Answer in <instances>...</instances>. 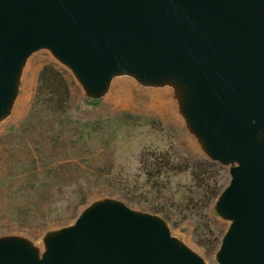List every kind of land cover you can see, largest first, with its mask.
Returning a JSON list of instances; mask_svg holds the SVG:
<instances>
[{"label": "water", "instance_id": "obj_1", "mask_svg": "<svg viewBox=\"0 0 264 264\" xmlns=\"http://www.w3.org/2000/svg\"><path fill=\"white\" fill-rule=\"evenodd\" d=\"M49 48L85 88L120 72L176 79L214 161L236 163L218 199L219 264H264V0H0V119L21 67ZM0 264H206L156 216L103 203L49 243L0 242Z\"/></svg>", "mask_w": 264, "mask_h": 264}, {"label": "rangeland", "instance_id": "obj_2", "mask_svg": "<svg viewBox=\"0 0 264 264\" xmlns=\"http://www.w3.org/2000/svg\"><path fill=\"white\" fill-rule=\"evenodd\" d=\"M47 64L61 69L71 84L70 123L63 128L49 116H32L38 76ZM166 83L183 86L176 79L148 81L120 72L104 91L93 94L51 49L33 53L21 67L12 105L0 119V242L27 244L45 258L52 238L90 209L109 202L158 217L182 246L206 264H219V250L213 247L226 236L231 221L223 216L218 200L201 211L187 202L194 186L189 175L173 177L159 195L143 177V158L154 154L214 160L191 121L187 101L178 110L172 94L159 98L158 90ZM168 102L176 109L168 108ZM85 123L98 128L90 132ZM236 166L225 164L226 188ZM40 173L48 174L54 186L47 202L23 190L29 179L44 180ZM83 194L85 205L73 211ZM42 203L66 215L49 218L34 210L27 217L28 207ZM158 206L166 207L164 213L154 211Z\"/></svg>", "mask_w": 264, "mask_h": 264}, {"label": "trees", "instance_id": "obj_3", "mask_svg": "<svg viewBox=\"0 0 264 264\" xmlns=\"http://www.w3.org/2000/svg\"><path fill=\"white\" fill-rule=\"evenodd\" d=\"M72 89L65 73L55 64H47L43 66L38 76V84L35 97L32 103V116L46 115L52 118L53 122L59 125L60 128L65 127L69 121V115L72 106ZM29 121H33L30 117ZM70 123V122H68ZM87 128L97 129L98 124L91 125L85 123ZM35 161V160H34ZM33 161V162H34ZM143 177L150 186L154 188V192L159 195L165 191L173 177L180 175H189L194 184L190 187L187 196V202L199 208L201 211L208 210L214 204L226 188L224 182L227 181L228 175L225 165L205 158H179L176 159L166 153L154 154L152 157H144L142 162ZM36 169V168H35ZM45 173H48L45 172ZM25 174V173H24ZM44 174V173H40ZM48 174H44V180H30L29 185L24 186L23 190L26 193L34 194L43 199L42 202L48 201V196H51L54 186L47 179ZM86 197L81 196V199L73 211L85 205ZM47 203L43 205L28 207L27 217H31L34 213H45L46 217L55 216L61 218L64 213L57 214L58 209L51 212V208H46ZM165 206L154 208L156 213H164ZM71 211V209L69 210ZM222 243V238L217 240L213 247L214 251H218ZM206 248L210 249L211 244L204 243Z\"/></svg>", "mask_w": 264, "mask_h": 264}, {"label": "bare ground", "instance_id": "obj_4", "mask_svg": "<svg viewBox=\"0 0 264 264\" xmlns=\"http://www.w3.org/2000/svg\"><path fill=\"white\" fill-rule=\"evenodd\" d=\"M172 94V97H174V101L177 102V109L182 110V104L186 101V96L188 94V89L185 86H178L174 83H166L164 85H161V88L158 90L159 98L163 99L166 96H169ZM176 95V96H175ZM168 108L172 110L176 109V106L172 102H168Z\"/></svg>", "mask_w": 264, "mask_h": 264}]
</instances>
